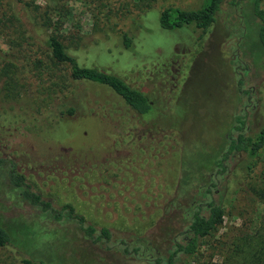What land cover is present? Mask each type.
Here are the masks:
<instances>
[{"label":"rangeland","instance_id":"obj_1","mask_svg":"<svg viewBox=\"0 0 264 264\" xmlns=\"http://www.w3.org/2000/svg\"><path fill=\"white\" fill-rule=\"evenodd\" d=\"M202 3L0 0V119L7 112L15 122L14 135L0 137V224L12 242L0 247V264L166 260L191 203L207 201L209 188L224 203L225 217L200 249V263L191 264H219L224 250L210 249L216 239L230 243L264 227V203L246 186L260 185L254 179L264 171V149L248 178L241 173L231 184L234 167L240 168L235 160L215 178L220 147L236 117L252 134L264 127V69L254 50L258 20L249 0H226L205 33L160 27L166 8ZM49 35L79 65L115 74L145 92L154 111L129 118L110 89L73 81L69 69L51 59ZM54 106L55 114L60 106L76 113L46 130ZM6 160L54 208L70 205L86 225L107 228L110 248L92 244L68 210L55 221L23 201L8 183Z\"/></svg>","mask_w":264,"mask_h":264},{"label":"trees","instance_id":"obj_2","mask_svg":"<svg viewBox=\"0 0 264 264\" xmlns=\"http://www.w3.org/2000/svg\"><path fill=\"white\" fill-rule=\"evenodd\" d=\"M16 1L22 2V0ZM225 1L203 0L202 5L196 9L166 8L160 13L159 25L165 30L192 27L195 31L205 33L215 22L216 15L220 12ZM240 1L243 0H228L230 5H236ZM249 2L253 16L258 20L254 50L264 69V0H249ZM123 41L125 47L129 48L131 39L126 34L123 35ZM45 46L51 54V59L56 64L66 66L69 69V75L73 81L89 82L113 91L122 101L124 111L128 113L126 115H129V118H134L135 116L132 115L136 114L146 118L154 111L152 102L145 92L134 88L115 74L98 68L79 65L77 59L57 36H47ZM53 100L55 99L51 98L49 108ZM56 111L54 106L52 112H49V118L53 120L48 122L49 127L46 130L68 120L67 117L74 116L76 113L74 108L63 109L62 106L55 114ZM2 118L0 119V125H3L2 122L5 121V127L7 128L4 130L5 127L3 129L0 127V137H6V135L8 137L9 134L14 135V117L6 112L2 115ZM244 126V119L236 117L225 136L220 147L224 152L221 157H217L215 162V166L218 168L215 174L217 181L228 171L227 164L230 160H235L237 166L240 167H234V179H232L231 184L241 179V173H244L243 177L245 179L248 178L250 172L255 168L254 161L261 156L264 149V127L252 134ZM244 157L247 158L246 162L243 160ZM4 162V159H0V166ZM6 162L10 166L7 172L8 183L10 187L18 192L23 201L32 207L38 208L41 212L49 214L55 221H61L64 218V211L68 210V217L76 221L80 230L91 240L92 244L103 242L107 245V248H110L112 234L107 228L97 230L93 225H86L84 218L74 214V209L70 205H65L62 209L57 210L49 201L43 199L42 194L27 181V178L17 168L16 164L10 160H6ZM257 179L260 180V185L254 182L251 185L247 183L246 186L264 203V171L260 172L254 180L258 182ZM206 193L211 196L207 201L204 203L199 202L197 205L194 202L191 203L188 209L190 217L187 220V225L180 233V237L175 236L172 240L170 255L166 260L156 258L154 264H191L193 261H198L196 259L199 257L200 249L207 246L208 240L214 237L216 230L222 225L226 209L224 203L216 200L211 195L213 191L210 188L207 189ZM214 242L216 245L213 248L211 247V250L219 253L224 250L223 259L219 264H264V227L262 229L258 228L249 234L241 233L230 243L218 239ZM10 243L12 244L5 226L0 224V247L8 246ZM120 244L124 246L123 252L127 253L126 244L123 242ZM133 251H138V249L134 248ZM196 263H200V261Z\"/></svg>","mask_w":264,"mask_h":264},{"label":"flooded vegetation","instance_id":"obj_3","mask_svg":"<svg viewBox=\"0 0 264 264\" xmlns=\"http://www.w3.org/2000/svg\"><path fill=\"white\" fill-rule=\"evenodd\" d=\"M152 105H153V103H152ZM154 108V107H153Z\"/></svg>","mask_w":264,"mask_h":264}]
</instances>
